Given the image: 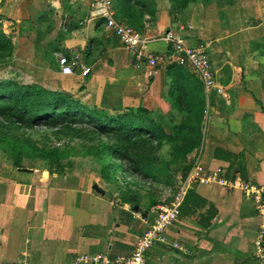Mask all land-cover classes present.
Segmentation results:
<instances>
[{
    "label": "crops",
    "instance_id": "0c3cea01",
    "mask_svg": "<svg viewBox=\"0 0 264 264\" xmlns=\"http://www.w3.org/2000/svg\"><path fill=\"white\" fill-rule=\"evenodd\" d=\"M127 1L112 0L114 13L144 35L172 30L190 46L209 43L223 91H208L191 66L151 68L136 60L107 29L99 0H0V32L9 43L0 48V80L66 92L108 115L143 111L165 142L182 136L184 127L201 125V144L186 155L189 161L196 157L205 172L220 168L227 180H246L262 193L256 198L240 188L195 183L168 230L169 240L185 249L155 244L147 264H260L255 243L264 232V0ZM147 50L168 52L171 46L154 40ZM59 55L90 73L63 75ZM199 109L205 111L201 124L193 111ZM144 138L152 137L131 141ZM12 169L0 167L3 262L26 254L31 264H67L78 253L126 254L155 219L153 208L141 211L105 196V189L100 193L87 169L52 179L33 171L26 180L13 177Z\"/></svg>",
    "mask_w": 264,
    "mask_h": 264
},
{
    "label": "rangeland",
    "instance_id": "374dc122",
    "mask_svg": "<svg viewBox=\"0 0 264 264\" xmlns=\"http://www.w3.org/2000/svg\"><path fill=\"white\" fill-rule=\"evenodd\" d=\"M116 114L117 111L110 113ZM189 138L190 135L183 134L171 137L168 142L153 138L129 141V155L136 161L125 160L124 166L114 169L104 165L103 157L108 155L107 146L117 140L104 135L93 122L24 128L0 118V167H13V177L20 180L30 179L33 171L42 178L52 179L78 168L87 169L93 182L97 178L101 184V192L105 189V196L117 203V200L128 201L132 208L138 206L141 211L149 207L154 210L155 206L171 199L196 159L189 161L188 156L180 154V147L187 144ZM53 149L61 154L59 162L43 156V151ZM16 168L27 170L21 172Z\"/></svg>",
    "mask_w": 264,
    "mask_h": 264
},
{
    "label": "built area",
    "instance_id": "2783aa9c",
    "mask_svg": "<svg viewBox=\"0 0 264 264\" xmlns=\"http://www.w3.org/2000/svg\"><path fill=\"white\" fill-rule=\"evenodd\" d=\"M101 10L102 17L106 18L107 29L113 30L120 38L123 45L133 52L135 59L145 61L151 68L159 64L191 66L203 81L206 89H214L222 92L223 88L217 83L209 55V43L200 42L196 46H190L185 38L169 30L161 36L151 38L144 35L128 23L119 21L112 8V0H99L96 4ZM154 40H163L170 44L168 52H149L147 46ZM58 66L63 75H74L77 70L82 76L90 73V68L79 64L75 59L71 60L65 55L58 56ZM222 169L205 172L198 160L193 162L189 172L184 176L181 183L175 189L168 203L154 207L155 219L145 232L138 237L131 252L126 254L95 253L76 254L67 264H147V252L155 244H171L173 247L184 250V246L177 241L171 242L168 238L169 228L179 219L181 208L189 189L195 183L207 185H225L229 189L240 188L247 194H256V198L262 193L261 189L255 188L248 181L239 179L229 181L222 176ZM256 256L260 264H264V232H261L256 240ZM0 264H31L28 255L13 262Z\"/></svg>",
    "mask_w": 264,
    "mask_h": 264
},
{
    "label": "trees",
    "instance_id": "16d2710c",
    "mask_svg": "<svg viewBox=\"0 0 264 264\" xmlns=\"http://www.w3.org/2000/svg\"><path fill=\"white\" fill-rule=\"evenodd\" d=\"M120 2L124 5L128 1L120 0ZM8 44V40L0 32V48L7 47ZM193 111L197 115L199 112L201 124L205 111L203 109ZM0 118L18 123L24 128L35 125L52 128L93 122L104 135L117 140L114 145L107 146L108 155L103 157L104 165L114 169L124 166L125 160L136 161L129 155V141L134 136L146 135L160 140V129L143 111L108 115L96 108L88 107L69 93L49 90L40 84L24 83L17 79L0 80ZM183 130L186 137L191 132L198 135L195 136L196 140H192L190 136L187 144L180 147V154L186 156L201 144V125L196 128L184 127ZM42 153L45 157L54 158L56 162L60 161L59 150H47Z\"/></svg>",
    "mask_w": 264,
    "mask_h": 264
},
{
    "label": "water",
    "instance_id": "95a60500",
    "mask_svg": "<svg viewBox=\"0 0 264 264\" xmlns=\"http://www.w3.org/2000/svg\"><path fill=\"white\" fill-rule=\"evenodd\" d=\"M21 170H27V169H24V168L22 169V168H21ZM94 188L97 189V190L100 191V192L102 191V190H101L99 187H97V186H94Z\"/></svg>",
    "mask_w": 264,
    "mask_h": 264
}]
</instances>
